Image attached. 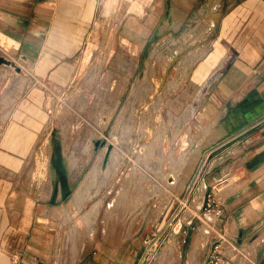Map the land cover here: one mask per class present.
<instances>
[{
  "label": "crops",
  "instance_id": "crops-1",
  "mask_svg": "<svg viewBox=\"0 0 264 264\" xmlns=\"http://www.w3.org/2000/svg\"><path fill=\"white\" fill-rule=\"evenodd\" d=\"M160 42L169 51L163 63L169 72L164 80L154 71L155 88L173 94L165 112L179 118V129L195 133L202 157L190 178L202 186L192 195V187H182L187 217L167 250L148 255L156 234L140 241V254L124 240L103 258L106 264H264V0H0V264H98L99 251L86 262L88 251L62 249L73 220L66 212L82 208L69 200L82 156L66 165L60 151L52 152L51 98L77 85L87 64L97 66L96 81L106 74L129 86L132 65H144L145 74L162 65L133 62L131 51ZM173 78L179 81L171 88ZM71 135L75 146L80 138L75 129ZM197 201L214 205L212 219L191 218L189 204ZM214 252L222 253L218 262Z\"/></svg>",
  "mask_w": 264,
  "mask_h": 264
},
{
  "label": "rangeland",
  "instance_id": "rangeland-1",
  "mask_svg": "<svg viewBox=\"0 0 264 264\" xmlns=\"http://www.w3.org/2000/svg\"><path fill=\"white\" fill-rule=\"evenodd\" d=\"M156 45L150 43L146 50L131 51L133 62L147 58L162 65L148 66L146 74L144 65H132L129 86L126 82L112 81L106 74L96 81L97 66L87 64L81 70L83 79L77 85L51 98L52 152L60 151L66 165L76 164L75 155L82 156L81 174L73 186L78 187L88 172L93 173L81 192L75 194L76 187L69 199L82 208L76 210L73 206L67 210L66 218L73 220L61 236L62 249L76 254L88 251L86 262L92 261V255L99 251L98 264H106L103 255H114L124 240L130 250H138L140 254L143 250L138 246L140 241L152 239L156 234L157 240L149 245L148 255L167 250L178 220L187 217L189 195L186 190L180 194L182 187H192L189 193L192 195L198 184L202 186L201 179L199 183V179L190 178L198 168L197 165L193 171L196 159L202 157L201 147L194 146L195 133L179 129L181 124L176 122L179 118L173 120L165 112L173 104V94L161 93L159 87L155 88L154 71L164 73V80L169 72L163 65L169 51L162 49V42ZM165 85L164 81L159 84ZM84 88L95 89L94 94L86 93ZM121 93L124 96L118 97ZM91 114L97 118L91 119ZM72 129L80 138L75 146L69 141ZM183 157L180 182L168 181L170 174L183 164ZM203 169H209V161ZM198 203L189 204L194 221L208 215L214 217V205L206 203L198 207ZM154 221L160 224L145 230L143 225ZM192 231L187 229L186 233L190 235ZM131 240L134 243L129 245Z\"/></svg>",
  "mask_w": 264,
  "mask_h": 264
},
{
  "label": "bare ground",
  "instance_id": "bare-ground-1",
  "mask_svg": "<svg viewBox=\"0 0 264 264\" xmlns=\"http://www.w3.org/2000/svg\"><path fill=\"white\" fill-rule=\"evenodd\" d=\"M195 58H196V57H195ZM195 58H194V59H195ZM194 61H195V60H194ZM180 77H181V76H180ZM178 81H179V80H176V79L173 78V79L170 80V85H172V87H173V86H175V85L178 84ZM194 151H195V150H194ZM190 155H191V154H190ZM195 156H196V155H195ZM112 162H113V161H112ZM182 163H183V164L179 165V168L177 167L178 165L176 166V167L178 168V171L176 170L177 173H176V171H175V173H171V174H170L171 176L168 178V181H169V180L171 181V180L173 179V181H174L175 184L178 182V180H179V178H180V174H181L182 171H183L184 163H185V158H184V157L182 158ZM177 168H176V169H177ZM189 170H190V169H189ZM174 174H176V176H175ZM188 174H189V173H188ZM188 174H187V175H188ZM90 175L93 176L92 171L88 172L87 175H86V177L84 178V180L78 185L75 194H78L79 192H81L82 188H83L84 185L87 183V179H88V177H90ZM188 176H189V175H188ZM105 178H106V177H105ZM179 182H180V181H179ZM128 183H129V182H128ZM178 185H179V184H178ZM129 186H130V185H129ZM143 190H144V189H143ZM156 190H157V189H156ZM147 193H148V192H147ZM133 194H134V193H133ZM140 195H141V194H140ZM134 197H136V196H134ZM141 197H142V196H141ZM208 217L211 218V219L213 218L211 215H210V216L208 215ZM90 227H91V226H90ZM179 227H180V222H178V224L175 225L174 229L177 231V230L179 229ZM204 228H205V227H202V228H201L202 234H203V232L207 229V227L205 228V230H204ZM89 229H90V228H89ZM198 240H200V239H198ZM195 241H196V240H195ZM173 242H174V241H173ZM173 242L171 241V245H170V246L173 245ZM248 242H249V241H248ZM248 242H247V243H248ZM198 243H199L198 241L195 243V244H196V247H197ZM251 243H253V242H251ZM169 244H170V243H169ZM254 248H255V247H254ZM237 263H238V262H237ZM239 264H240V263H239Z\"/></svg>",
  "mask_w": 264,
  "mask_h": 264
},
{
  "label": "built area",
  "instance_id": "built-area-1",
  "mask_svg": "<svg viewBox=\"0 0 264 264\" xmlns=\"http://www.w3.org/2000/svg\"><path fill=\"white\" fill-rule=\"evenodd\" d=\"M222 253H218V252H214V253H211V258L212 260H214V262H218V260L220 259ZM38 264H41V262H39Z\"/></svg>",
  "mask_w": 264,
  "mask_h": 264
},
{
  "label": "water",
  "instance_id": "water-1",
  "mask_svg": "<svg viewBox=\"0 0 264 264\" xmlns=\"http://www.w3.org/2000/svg\"><path fill=\"white\" fill-rule=\"evenodd\" d=\"M179 221H180V220H179ZM179 221H178V222H179Z\"/></svg>",
  "mask_w": 264,
  "mask_h": 264
}]
</instances>
